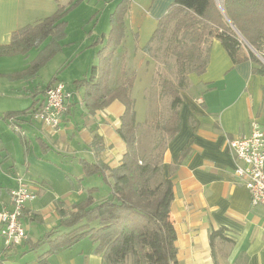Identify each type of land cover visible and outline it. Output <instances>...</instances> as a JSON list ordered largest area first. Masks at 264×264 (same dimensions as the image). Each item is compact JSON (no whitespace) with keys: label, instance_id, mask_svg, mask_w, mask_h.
Masks as SVG:
<instances>
[{"label":"crops","instance_id":"1","mask_svg":"<svg viewBox=\"0 0 264 264\" xmlns=\"http://www.w3.org/2000/svg\"><path fill=\"white\" fill-rule=\"evenodd\" d=\"M56 8V0H0V45L9 43L15 30L51 15ZM149 9V18L157 24L168 7L163 0H154ZM110 15L107 33L97 37L93 30L88 31L70 52H65L70 44L67 24L62 49L38 71L58 54L65 53L61 77L72 81L76 94L67 99L68 110L58 129L51 130L29 115H19L16 122L25 133L24 160L13 158L12 151L2 143L0 210L10 207V191L16 187L18 176L28 183L35 198L26 204L23 212L26 239L4 256L17 260L3 262L0 258V264H39L37 258L47 245L37 248L31 245L59 224L62 210H70L89 196L97 202L109 195V173L86 175L82 163H102L110 169L120 164L126 146L117 129L124 106L114 100L103 109L88 112L82 102L85 88L77 82L87 78L84 76L90 75L92 66L98 62L97 51L110 31ZM139 20L136 9L130 6L124 16L125 37L112 55L108 82L110 87L116 86L123 69L135 73L132 91L139 84L138 96L142 100V106L137 107L134 97L136 119L144 135L146 128L142 127L155 115L159 91L152 84L151 62L142 50L144 46L135 48L131 41L132 29L140 27ZM92 49L94 53L82 58L68 74L70 79H65L66 69L82 52ZM31 51L35 52L32 57ZM37 51L33 48L27 54L0 56V120L9 130L14 129L7 123L5 114L38 108L45 100L44 92L49 84L62 81L58 77L61 69L43 87L34 84L38 73L31 78L12 77L28 67ZM17 56L24 60L20 67L7 68L8 64L16 63L12 59ZM254 66L250 60L234 63L220 41L212 39L206 70L199 75L189 74V85L182 92L180 130L168 141L162 159L163 177L173 183L169 220L177 259L182 264H264V206L251 205L249 190L234 173L235 161L228 146L229 140L247 135L254 121L264 129V74L255 73ZM24 95L30 101L21 109L17 106ZM95 135L101 138L100 149L90 148ZM0 141L3 142L1 137ZM18 142L22 146V141ZM31 147L33 154L29 156ZM186 150L188 153L182 157ZM10 161L5 170L3 166ZM2 191L6 192V198ZM221 226L223 235L230 241L216 239L213 256L209 232ZM93 249L90 240L82 239L50 255L47 264H103Z\"/></svg>","mask_w":264,"mask_h":264},{"label":"trees","instance_id":"2","mask_svg":"<svg viewBox=\"0 0 264 264\" xmlns=\"http://www.w3.org/2000/svg\"><path fill=\"white\" fill-rule=\"evenodd\" d=\"M56 1L57 8L51 15L15 30L9 43L0 45V56L38 50L28 67L12 77H34L62 49L68 12L82 0H68L64 4ZM129 1L120 0L116 5L110 15L106 41L97 51L98 62L92 66L89 78L77 82L85 88L82 102L90 113L114 100L123 104L117 133L126 151L113 169L102 163H82L86 175L109 173V195L97 202L89 196L70 210H62L59 224L31 245V248L47 245L37 258L39 264H47L50 255L82 239L92 242L93 252L102 258L103 264H182L177 259L169 220L173 183L163 177L162 159L168 141L180 130L179 109L182 92L189 85L188 76L206 70L212 39L220 41L234 63L250 60L255 65L254 72L264 74V0H222V8L214 0H174L157 19L156 28L142 48L146 53L153 46L163 50L164 56L174 61L175 76L171 79L160 75L159 98L168 97L169 112L164 115L160 110L151 121H146L156 133H153L155 140H151L146 154H140L137 145L140 124L132 94L135 73L123 69L116 86L110 87L108 82L112 55L125 37L124 16ZM163 64L167 66L165 61ZM43 103L38 108L10 112L4 117L11 128L20 126L16 118L19 115L31 118ZM100 142L101 138L95 135L90 148L100 149ZM187 153L188 150L184 151L182 157ZM223 232L222 226L210 230L212 252L216 239L230 241ZM2 252L9 251L3 247Z\"/></svg>","mask_w":264,"mask_h":264},{"label":"rangeland","instance_id":"3","mask_svg":"<svg viewBox=\"0 0 264 264\" xmlns=\"http://www.w3.org/2000/svg\"><path fill=\"white\" fill-rule=\"evenodd\" d=\"M120 0H82L78 7L75 9H72V11L69 13L68 17V28H67V35L68 40L70 44H68L67 49H65V52H70L74 48L78 47V45L82 42V38L85 37L84 35L90 30H93V34L97 37H100L103 33H107L109 30V15L110 13L115 9L116 5L119 3ZM154 0H130V6L132 8L136 9L137 18H140L139 20V28L132 29L134 32V38L133 45L136 48L137 47H143L148 43L149 37L151 36L152 31L154 30L156 23L155 21L151 20L150 12H149V6ZM165 3H167V7H169L174 0H163ZM216 5L219 8H222V0H214ZM55 6V5H54ZM147 11V12H146ZM148 18V19H146ZM155 19V18H154ZM91 38L90 40H92ZM242 39V38H241ZM243 40V39H242ZM74 46V47H72ZM85 50V49H84ZM89 52L94 53V50L87 51L86 53L82 52L80 54V59H76L74 63H72L65 71V79L68 78V74L70 75L73 68L77 65V63L84 57L89 54ZM35 54L34 51L30 52L31 57ZM148 61L151 62L150 71L153 75V86L159 89L158 81L160 79V75H166L169 78L173 79L175 76V65L172 58H166L164 56L163 50L159 51V49L156 48V46H153L150 52L146 53ZM83 56V57H81ZM66 55L65 53L58 54L54 59H52L38 74L35 78L34 84H39L41 87L45 86L46 83L50 80V78L58 72V70L61 69L60 73H58L59 79H62L63 83L66 86L67 91L70 94L75 93L76 90L74 86L72 85V81L70 80H63L61 77V73H63L65 68H62V65L64 64L63 59H65ZM15 59H12L16 63L14 65L8 64L6 67H20L22 61L24 62L23 58L21 56L14 57ZM9 60V59H5ZM78 60V61H77ZM167 63V66L163 64V62ZM87 75V74H86ZM147 75V74H146ZM89 78L90 75L84 76ZM5 82H8L7 80L3 79ZM139 91L141 92V88L139 87V84L135 86L134 91H132L133 96L137 100V107L142 106L141 98L138 96ZM157 99V98H156ZM30 101V98L26 95L23 96V99L19 102L17 107H20L21 109L27 107V103ZM169 99L168 97H162L161 99L158 98L156 101V111H162L164 115H167L169 112L168 108ZM19 109V108H18ZM153 117L148 121H151ZM146 130V133H140L141 129L139 130V138H138V151L140 154H146L150 148H151V140H155V136L153 133L155 131L150 128V125L142 127ZM144 130V131H145ZM156 134V133H155ZM154 136V137H153ZM0 137L2 138V141H0V148L2 147V143L5 147H7L9 150L12 151L13 158H16L17 160H24V154L25 151L23 149L24 142L22 139V136L15 132L14 130H9V128L0 120ZM10 138V140H8ZM13 141V144L10 143V141ZM16 140L22 141L21 144L16 143ZM7 143V144H5ZM15 143V145H14ZM1 150V149H0ZM37 150L39 151V148L37 147ZM5 153V151H3ZM32 147L29 150V156H32ZM11 164L10 162L5 163L3 168L6 170L7 166ZM3 169L0 168V171ZM3 198H6L7 194L5 191H2ZM4 247L3 239L0 237V258L3 262H8L7 260H17L16 258H4L6 256V253L2 252V248ZM0 260V261H1ZM1 261V262H2Z\"/></svg>","mask_w":264,"mask_h":264},{"label":"built area","instance_id":"4","mask_svg":"<svg viewBox=\"0 0 264 264\" xmlns=\"http://www.w3.org/2000/svg\"><path fill=\"white\" fill-rule=\"evenodd\" d=\"M44 95L43 105L31 118L56 130L68 110L67 99L71 94L66 91L62 81H56L45 89ZM13 129L21 136L25 135L20 126L15 125ZM228 146L235 161L234 173L249 190L251 205L264 206V129L254 121L247 135L229 140ZM16 182V187L10 191V207L0 210V236L4 249L8 251L26 239L23 212L26 204L35 198L21 176L17 177Z\"/></svg>","mask_w":264,"mask_h":264}]
</instances>
